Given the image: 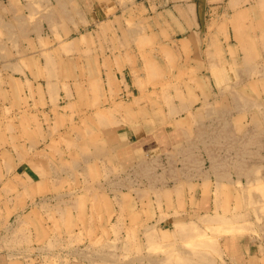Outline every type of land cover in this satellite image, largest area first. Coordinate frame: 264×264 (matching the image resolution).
Here are the masks:
<instances>
[{"label": "rangeland", "instance_id": "rangeland-1", "mask_svg": "<svg viewBox=\"0 0 264 264\" xmlns=\"http://www.w3.org/2000/svg\"><path fill=\"white\" fill-rule=\"evenodd\" d=\"M119 1L110 43L87 24L63 35L81 22L75 0L18 1L26 24L54 34L36 45L0 0V253L13 264H233L226 239L264 248V63L187 71L189 50L164 41L172 5ZM219 16L198 13L197 30ZM162 108L182 114L183 135L123 170L101 132ZM31 155L51 167L50 185L16 183Z\"/></svg>", "mask_w": 264, "mask_h": 264}, {"label": "crops", "instance_id": "crops-1", "mask_svg": "<svg viewBox=\"0 0 264 264\" xmlns=\"http://www.w3.org/2000/svg\"><path fill=\"white\" fill-rule=\"evenodd\" d=\"M18 1L20 2V0H8V6L3 4L4 7H2V11H6L4 18L11 21L10 28H13V31L30 32L26 36L33 44L52 43L54 34L43 36L40 32L41 22H35L34 27L25 23L19 14L20 3ZM102 2L101 4L100 0H75V10L81 13V22L77 20L78 23H75V26L72 22L60 25L63 30H70L64 34L60 29V33L69 37L72 32L87 24V27L92 28L90 35L96 30L101 33V29L106 28L107 43H110L116 26L114 18L117 14V4L111 2V6L109 0H102ZM119 2L121 4V0ZM132 2L135 0L124 1L125 9L130 8ZM120 4H118L119 8ZM54 5L64 6L66 0H51V6L54 7ZM141 5L145 10L148 8L147 10L153 13L159 11L161 7L172 5L171 12L175 21L171 23L174 31L169 36V40L164 39V41L189 50L188 56L181 53L178 60L180 64L187 66V71H227L229 65L233 63L241 64V66L248 62L264 63V0H143ZM96 6L98 9L95 8ZM23 8L33 10L28 3H25ZM178 10L183 14L180 15ZM193 12L194 15L196 13V17L199 13L200 18L202 12L205 17L216 12L221 16H219V21L208 24L205 30L204 28L197 30L199 20L194 18ZM176 13L178 16L175 15ZM100 37L105 36L99 35V39ZM202 47L205 52L200 51ZM125 56L126 52H124ZM126 68H128L127 63L123 70ZM240 71H243V68ZM178 115L182 116V114ZM178 115L164 108L151 110L144 116L131 117L129 122L109 126L101 132V138L110 152H113L112 160L116 161L121 168L125 165V168H122L125 170L126 166L131 165L132 156L143 155L156 148L157 151L161 149L167 152L166 149L169 146H166L165 142L170 144L175 136L183 135L177 128L178 124L182 123V117L179 120ZM125 117L128 119V116ZM155 144L158 147H153ZM126 157L127 159L129 157V160H126ZM122 163L123 166L120 165ZM40 164L43 166V169L41 167V171L44 172L43 176L39 175V168H36ZM47 172H49L48 176ZM13 176L17 179L16 183L19 186L21 183L24 187L30 188L38 183L45 186L50 185L53 175L47 163L31 155L14 169ZM209 199L210 203L214 202L211 198ZM166 231L169 230H164ZM158 235L159 238L162 236ZM252 241L249 238L234 240L229 238L226 239L222 251L233 264H264V248ZM0 264L13 263L7 254L0 253Z\"/></svg>", "mask_w": 264, "mask_h": 264}, {"label": "bare ground", "instance_id": "bare-ground-1", "mask_svg": "<svg viewBox=\"0 0 264 264\" xmlns=\"http://www.w3.org/2000/svg\"><path fill=\"white\" fill-rule=\"evenodd\" d=\"M122 1V0H121ZM126 1V0H125ZM129 1V0H128ZM175 1V0H174ZM148 3V2H147ZM110 123H107V125H109ZM133 154H131V156H132ZM127 162V161H126ZM170 202V201H169ZM175 203V202H174ZM221 217V216H220ZM224 220V219H223ZM223 220H221V218H219V216H218V220H216V222H220V223H223L221 226H220V228L219 229H223L225 226H226V224H225V222H223ZM208 221V220H207ZM206 222V221H205ZM208 222H210V220L208 221ZM208 222H206V223H208ZM204 223V222H203ZM215 222H212V224H214ZM210 224H211V222H210ZM209 224V225H210ZM216 224V226H217V223H215ZM179 225H181V227H183V225L184 224H180L179 223ZM187 225V224H186ZM206 225V224H205ZM218 225H220V224H218ZM185 226V225H184ZM212 227H214V226H212ZM228 229H230V227H227ZM156 245V244H155ZM130 248V247H129Z\"/></svg>", "mask_w": 264, "mask_h": 264}]
</instances>
